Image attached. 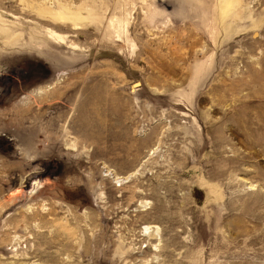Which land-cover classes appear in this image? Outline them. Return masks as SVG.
<instances>
[{
  "label": "rangeland",
  "instance_id": "obj_1",
  "mask_svg": "<svg viewBox=\"0 0 264 264\" xmlns=\"http://www.w3.org/2000/svg\"><path fill=\"white\" fill-rule=\"evenodd\" d=\"M0 264H264V0H0Z\"/></svg>",
  "mask_w": 264,
  "mask_h": 264
}]
</instances>
